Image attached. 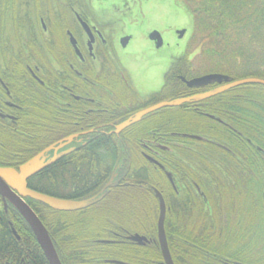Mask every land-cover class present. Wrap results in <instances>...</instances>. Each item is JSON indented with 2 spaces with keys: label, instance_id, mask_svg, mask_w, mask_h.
<instances>
[{
  "label": "flooded vegetation",
  "instance_id": "1",
  "mask_svg": "<svg viewBox=\"0 0 264 264\" xmlns=\"http://www.w3.org/2000/svg\"><path fill=\"white\" fill-rule=\"evenodd\" d=\"M148 1L142 2L147 8ZM109 4L110 0H0V163L14 164L0 168L17 169L50 146L58 147L56 154L70 150L32 176L46 177L43 171L49 169L53 182L57 174L69 171L73 162H80V157L86 163L87 159L79 152L92 143L108 141L112 145L110 157H104L115 162L110 177L93 193L106 194L94 205L108 196L112 200L119 195L127 203L110 208L102 225L97 224L90 233L77 238L80 250L71 251L62 260L58 255L61 264H168L158 239L156 191L165 204L163 235L172 264H264V201L251 207L243 195L247 182L231 180L233 170L227 167L232 163L237 168L244 167L245 161H234L224 150L220 154L194 155L199 141L204 139L164 140L163 136L148 131L150 113L114 132L137 112L170 100L149 104V98L161 89L149 95L139 93L131 84L120 59L134 41L129 29L133 24L123 22V16L117 18L122 15L121 8ZM139 14L149 25L147 9ZM106 15L110 21L105 22ZM114 27L128 33L119 34ZM148 35L149 26L144 37L148 46L149 41L155 46ZM177 77L185 83L184 77ZM213 84L214 88L188 97L219 86ZM212 97L181 105L191 103V108L207 114L203 103ZM102 148L99 155L105 153V145ZM49 153L52 156L54 151ZM176 166L180 170L175 175ZM189 167L193 170L188 171ZM176 177L185 189L181 203L192 206L196 202L191 207L190 228L181 217L177 221L171 218L168 200L173 193L180 195ZM153 179L161 184L163 181V192L153 187L150 183ZM108 182L110 185L105 187ZM63 184L55 183L52 187L61 193L72 191ZM262 196L264 199V193ZM8 200L0 194V231L10 228L16 235L13 223L18 224L19 219L15 212L22 215ZM22 200L30 207L27 201L30 198ZM94 205L74 211L52 210L80 212L78 217H84L90 215ZM170 223L177 226V233L171 234L166 229ZM75 228L72 227L71 234L79 235ZM175 243L176 250L172 245ZM180 256L185 263L177 261Z\"/></svg>",
  "mask_w": 264,
  "mask_h": 264
},
{
  "label": "trees",
  "instance_id": "2",
  "mask_svg": "<svg viewBox=\"0 0 264 264\" xmlns=\"http://www.w3.org/2000/svg\"><path fill=\"white\" fill-rule=\"evenodd\" d=\"M174 2L175 5H181L192 15L194 29L191 45L200 44V48L191 60L186 54L175 59L164 77L160 92L149 98V104L165 99L188 97L216 86V84H212L201 89L188 88L177 76L191 79L207 74H219L220 69H225L228 73L230 72L229 75L223 73L221 75L231 77L232 80L246 77L264 79V0H174ZM206 103H203L205 104L203 111L207 114L199 113L191 108V103L152 112L149 114L148 131L151 130L153 134L163 136L166 141L188 140L186 137L204 139V141H199L194 155L220 154V150H224L234 161H245L244 167L239 168L235 167L234 163L228 164V169L233 170L230 174L231 180L247 182L244 183L246 192L243 195L251 207L254 203L263 202L264 86L256 83L240 85L214 95L206 100ZM215 118L222 120L227 126ZM109 137L115 138L114 135H109ZM208 144L210 146L203 147ZM102 145H105V153L99 155V151L103 149ZM215 146L218 148V152L215 151ZM111 147L112 145L108 141L104 144L99 141L94 142L88 149L79 152V155L87 159L86 163L82 162V157H80L78 159L81 160L80 162H73V167L69 171L57 174L53 182L49 169H45L43 172L46 173L43 176L46 177L39 179L34 176L28 179V187L57 198H87L93 195L110 177L115 162L108 161L104 157L105 155L110 157L108 153L111 152L109 151ZM246 153H248V159H245ZM189 155L192 158V154ZM0 165L14 167L13 163H0ZM191 166L193 165L191 164ZM188 169V171L193 170L190 167ZM179 170V167L176 166L175 173H173L176 175ZM242 170L245 172H240ZM176 178L175 184L176 182L179 184V187H176L180 195L173 193L168 200L171 218L177 221L181 217L189 226L191 225L189 222L193 218L191 207L196 202L191 200L192 206L181 203L182 193L185 189L182 188L178 177ZM197 181L202 182L199 178ZM60 182L64 183V187H70L72 191L61 193L52 187L53 184ZM143 183L145 182L140 181V184ZM150 183L157 190L164 191L163 181L161 184L158 180L153 179ZM146 184L149 185V183ZM247 192H249L248 197ZM234 195H236V190H234ZM237 195H242V192H237ZM108 198L109 196L92 206L90 215H84V217H78L77 213L80 212L54 211L41 203L27 201L48 232L54 251L62 260L71 251L80 250L81 242L77 238L90 233L97 224L102 225L106 211L117 204L126 202L120 195L112 200L111 197L110 200ZM139 199L141 198L139 197ZM239 202L242 203V200L240 199ZM15 215L19 222L18 224L17 222L13 223V228L19 239L11 232L10 228L0 231V264H48L39 244L35 241L33 231L17 212ZM73 226L76 227L75 230L79 235L71 234ZM166 229H169L171 234L177 233V226L173 227L171 223L166 226ZM260 230L262 231V229ZM191 233L193 234V232ZM172 245L175 250L178 248L176 243ZM184 250H187V247H184ZM177 258H179L177 261L185 263L182 256Z\"/></svg>",
  "mask_w": 264,
  "mask_h": 264
},
{
  "label": "water",
  "instance_id": "3",
  "mask_svg": "<svg viewBox=\"0 0 264 264\" xmlns=\"http://www.w3.org/2000/svg\"><path fill=\"white\" fill-rule=\"evenodd\" d=\"M184 30H178L177 35L178 38H181L184 34ZM158 31H151L149 33V39L151 41L155 42L156 48L161 47L163 44L162 36ZM127 42V38L125 39ZM186 84L187 87H204L209 84L217 83L219 84L218 87L215 89L208 91L204 94H199L192 97H181L178 99H172L170 101H162L155 105L150 106L148 109L141 110L140 112H137L134 116L129 117L126 121L122 122L119 126L116 127L115 133H118L123 128L129 126L130 124H133L137 122V120H140L145 114L152 113L160 108L164 107H175L179 106L182 103L190 102L193 100H200L203 98H207L209 96H214L216 94H219L220 92H223L225 90L245 85V84H260L264 86V79L257 78V77H249V78H243L239 80H232L231 77L220 75V74H207L200 77H195L190 79L189 81L182 79ZM58 148V147H57ZM57 148L50 146L38 155L34 156L33 158L29 159L27 162L19 166L17 169L13 168H0V194L3 198L9 199L22 217L24 218V221H26L30 227V229L33 231V234L36 238L37 243L39 244L42 252L44 253L47 262L49 264H61L60 261H58V257L56 252L54 251V247L52 245V242L50 240V237L48 235V232L45 230V227L42 225L39 218L36 216V214L31 210V208L25 203L24 198H30V200H35L37 202L42 203L43 205L54 209V210H60V211H74L78 209L86 208L87 206L94 205V203L98 202L105 194L106 192H101L100 194L93 195L91 197L81 199V200H65L60 199L52 196H48L43 193L36 192L32 189H29L27 187V179L32 177L34 174L39 172L41 169H43L48 164L50 165L51 162H53L55 159L60 157L59 155L67 154L70 150L65 151L61 154H56ZM50 150H53L54 153L49 155ZM110 185V182L105 184V187ZM156 195L159 199V217L157 221V228H158V239H159V245L162 250V253L168 264H172L170 260V256L168 253V247L167 243L164 237L163 232V221H164V213H165V204L164 200L160 193L156 191Z\"/></svg>",
  "mask_w": 264,
  "mask_h": 264
},
{
  "label": "rangeland",
  "instance_id": "4",
  "mask_svg": "<svg viewBox=\"0 0 264 264\" xmlns=\"http://www.w3.org/2000/svg\"><path fill=\"white\" fill-rule=\"evenodd\" d=\"M142 2L143 0H110L109 5L112 7L115 3L122 12L121 16L116 17L121 19L123 16V22L133 24L129 29L134 41L126 49L120 64L136 91L150 95L161 89L164 77L175 59L186 54L191 60L198 52L200 44L191 45L194 22L192 15L181 5H175L174 0H149L147 4L144 2L148 5L147 8ZM145 9L149 13V25L139 14L145 13ZM106 17L107 15L104 18L105 22L110 21V18ZM148 26L149 33L156 30L161 34L163 40L161 47H154L150 41L148 46L144 37ZM114 28L119 34L128 33L127 30ZM178 30L185 31L181 38H178ZM219 72L220 75L230 73L225 69H220ZM232 74L230 75L237 76Z\"/></svg>",
  "mask_w": 264,
  "mask_h": 264
},
{
  "label": "bare ground",
  "instance_id": "5",
  "mask_svg": "<svg viewBox=\"0 0 264 264\" xmlns=\"http://www.w3.org/2000/svg\"><path fill=\"white\" fill-rule=\"evenodd\" d=\"M49 155H51V154L49 153Z\"/></svg>",
  "mask_w": 264,
  "mask_h": 264
}]
</instances>
